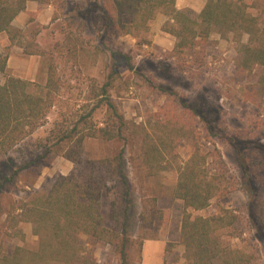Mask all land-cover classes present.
Here are the masks:
<instances>
[{
    "label": "rangeland",
    "instance_id": "1",
    "mask_svg": "<svg viewBox=\"0 0 264 264\" xmlns=\"http://www.w3.org/2000/svg\"><path fill=\"white\" fill-rule=\"evenodd\" d=\"M260 1L262 8L252 12L257 14L263 10L264 0ZM30 2L40 11H25L18 20L20 28L13 33L12 44L0 42V52L8 58L12 56V66L6 75L16 74L44 85L45 64L52 61L60 84L57 92L60 106L53 108L44 125L0 157V254L11 255L19 245L37 246L33 224L21 220L19 207L28 202L32 194L47 193L60 175H68L74 168V163L61 155L45 154L38 143L49 134L63 105L74 122L83 109L88 112L93 108L94 103L89 102V98L94 87L109 80L114 66L113 51L123 50L133 56L136 72L122 64L111 93L125 117L136 125L132 128L136 140L133 146H127V157L140 153L148 133L154 140L158 138V128L164 119L161 108L166 104H174L178 113L197 125L195 134L184 137L175 148L174 156L170 157L172 167L143 179L129 168L133 180L132 201H135L132 237L137 240L142 234L137 229L139 214L144 205H152L155 199L163 218L157 231L148 232V237L156 235V239L145 242L160 241L165 243V249L164 254L153 250L150 259H145L144 251L141 257L140 247L135 244L130 249L127 264H188L180 230L185 206L183 200L174 195L173 187L178 178L177 168L191 158L196 146L207 155L206 167L210 174L218 171V156L214 151L218 149L231 184L230 192L214 198L207 208L189 209V212L194 217H207L231 211L237 220L217 230L223 244L253 253L254 259L248 264H264V227L263 232L258 231L250 214L252 204L262 199L264 187L250 182L243 166L244 159L246 164L256 159L253 152L257 146L264 148V67L243 62L247 57L244 46L249 44V36L213 31L207 45L185 54L174 53L176 38L163 30L166 22L160 28L156 19L162 13L167 21L169 17L164 12H159L150 22L148 31L121 35L112 30L106 35L101 18L98 24L94 18L102 13L99 5L103 0H51L49 5ZM204 5L205 0H179L177 7L197 18ZM44 9H50L52 15L39 16ZM37 48L42 55L28 53ZM6 75L0 71V83L6 81ZM147 79L170 87L174 96L162 95ZM182 101L197 106V114L185 110L180 104ZM96 114L102 119L103 110L98 108ZM211 128L214 134L209 131ZM123 144L122 141L103 143L87 138L84 157H112ZM237 144L245 149L240 152L235 147ZM116 194H122L118 187L105 197V213L110 211L112 201H117ZM17 230H21L23 237ZM81 241L91 252L94 264H123L113 244L89 242L85 235L81 236Z\"/></svg>",
    "mask_w": 264,
    "mask_h": 264
},
{
    "label": "trees",
    "instance_id": "2",
    "mask_svg": "<svg viewBox=\"0 0 264 264\" xmlns=\"http://www.w3.org/2000/svg\"><path fill=\"white\" fill-rule=\"evenodd\" d=\"M28 1L51 4V0H0V33H8L12 41L17 30L12 23L27 8ZM262 6L260 0H205L196 18L189 11L179 9L177 0H103L99 5L102 13L94 18L97 24L101 18L106 35L112 30L128 35L148 31L150 22L159 12H164L169 18L163 30L176 38L174 53L185 54L207 45L213 31L232 32L238 36L247 34L250 42L244 46L247 57L243 62L264 67V8L257 14L252 12ZM21 46L24 47L22 43ZM28 53L43 54L38 48ZM113 57L109 80L96 85L89 98V102L94 103L93 108L88 112L83 109L78 121L74 122L63 105L49 134L39 141L38 147L43 148L45 154L61 155L73 162L74 168L70 174L60 175L47 193L32 194L28 202L19 207L21 220L33 224L38 244L35 248L19 245L11 255L0 254V264H94L91 252L81 241L82 235L87 236L89 242L113 244L123 264H127L133 245H139L142 257L145 241L156 239V235L148 237V232L158 229L163 218L155 199L152 205H144L139 214L137 229L142 231L137 238L139 241L132 237L135 201H132L134 191L129 168L143 179L172 167L170 157L174 156L175 148L184 137L195 134L197 125L178 113L174 104H166L161 108L164 119L158 128V138L154 140L148 133L140 153L127 157V146H133L136 140L132 129L136 125L122 113L111 91L122 64L130 71L136 72V69L131 54L113 51ZM7 58L0 53V71L5 75ZM45 70L44 85L12 75H6V81L0 83V157L44 125L53 108L60 106L57 69L49 60ZM147 81L162 95L174 96L170 87L154 79ZM180 104L197 114V106H189L183 101ZM98 108L103 110L102 119L97 118ZM206 125L211 127L208 121ZM209 131L213 133L212 128ZM87 138L103 143L122 141L124 146L112 157H84ZM240 146L235 147L241 152L245 147ZM196 147L191 158L177 168L178 178L173 187L174 195L183 200L185 206L180 229L184 258L188 264H248L254 259L253 253L223 244L217 234L218 229L232 225L237 220L236 215L225 211L219 215L194 217L189 212V209L207 208L214 198L230 192L231 184L218 149L214 150L218 156V171L210 174L206 167L207 155ZM253 154L254 161L248 160L246 164L244 159V170L250 182H258L264 187V148L257 146ZM117 187L122 194H116L117 201H112L110 211L105 213L104 199ZM250 214L258 231L263 232L264 193L262 199L252 204ZM17 231L22 236L21 230Z\"/></svg>",
    "mask_w": 264,
    "mask_h": 264
},
{
    "label": "crops",
    "instance_id": "3",
    "mask_svg": "<svg viewBox=\"0 0 264 264\" xmlns=\"http://www.w3.org/2000/svg\"><path fill=\"white\" fill-rule=\"evenodd\" d=\"M178 1L179 0H177V6H178ZM179 7V6H178ZM25 11H31V12H33V11H35V12H39L40 10L39 9H35V7H34V5H33V2H30V1H28V3H27V8L22 12V13H20L18 16H16V18L14 19V21H13V26L14 27H16V28H20V25L18 24V20H20V19H22L20 16H22V14H24V12ZM42 14H47V16L48 17H50L51 15H52V12L50 11V9H44V10H42L40 13H39V16H42ZM166 18H167V16H165V15H163L162 13H160V14H158L157 15V20L159 21V27L161 28L162 26H163V24L166 22ZM2 41H7L8 43H10V44H12V40H10V38H9V35H8V33H6V32H2V33H0V42H2ZM1 53V52H0ZM2 54V53H1ZM7 56V55H6ZM11 57L12 56H10L9 58H7V69L8 68H10L11 66H12V64H11ZM21 65V64H20ZM19 65V66H20ZM7 73V72H6ZM12 76H15V77H19V75H16V74H14V75H12ZM19 78H21V76L19 77ZM23 79V78H22ZM25 80H27V79H25ZM164 249H165V243H162V242H160V241H154V240H149V241H147V242H145V244H144V249H143V251H144V256H145V259L147 258V259H150L149 257H150V254H151V252L154 250L155 252H158V251H160V254H164Z\"/></svg>",
    "mask_w": 264,
    "mask_h": 264
}]
</instances>
